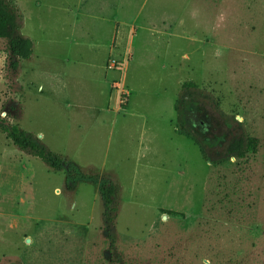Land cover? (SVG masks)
<instances>
[{"label": "rangeland", "instance_id": "obj_1", "mask_svg": "<svg viewBox=\"0 0 264 264\" xmlns=\"http://www.w3.org/2000/svg\"><path fill=\"white\" fill-rule=\"evenodd\" d=\"M9 1L34 48L0 42V120L64 166L0 132V264H264V0ZM188 82L219 105L184 110L208 159L236 135L256 156L211 166L178 135ZM100 183L117 187L114 225Z\"/></svg>", "mask_w": 264, "mask_h": 264}, {"label": "trees", "instance_id": "obj_2", "mask_svg": "<svg viewBox=\"0 0 264 264\" xmlns=\"http://www.w3.org/2000/svg\"><path fill=\"white\" fill-rule=\"evenodd\" d=\"M22 15L17 5L9 0H0V42L4 43L6 50L11 57L19 60H29L33 55L34 45L32 41L20 34ZM19 62L11 63L13 70L19 68ZM209 101L216 109L218 103L210 97L201 93L198 87L191 82L181 86L179 98L176 103V110L180 112L182 123L176 128L178 135L193 141L200 148L205 161L211 166L222 165L231 160L245 162L250 156H256L259 149V141L245 135L234 136L227 144L223 156L219 160H209L206 148L198 142L194 134L186 127L187 122L195 126L196 116L184 110L189 101L196 97ZM0 132L3 133L11 144L19 151L38 158L49 169L58 171L64 166L63 158L56 153L49 151L40 141L31 134L21 130L18 126L10 125L5 120H0ZM70 175V173H69ZM71 176V175H70ZM117 187L108 183L99 184V195L103 207L108 212V221L114 225L118 217V206L115 203Z\"/></svg>", "mask_w": 264, "mask_h": 264}, {"label": "crops", "instance_id": "obj_3", "mask_svg": "<svg viewBox=\"0 0 264 264\" xmlns=\"http://www.w3.org/2000/svg\"><path fill=\"white\" fill-rule=\"evenodd\" d=\"M118 33H119V25L117 24V26H116V28H114L113 30H112V37H111V42H110V44H111V46L113 45V47H115V45H116V43H115V41H116V38H117V35H118ZM111 52H112V47H111ZM110 58H112V56H110L109 58H108V60L106 61V63H105V69H106V65L108 64V61H109V59ZM108 70V69H107ZM108 71H112V70H108ZM107 71V72H108ZM107 74V73H106ZM107 76V75H106ZM106 76H105V78H106ZM112 94V91H110V95Z\"/></svg>", "mask_w": 264, "mask_h": 264}, {"label": "built area", "instance_id": "obj_4", "mask_svg": "<svg viewBox=\"0 0 264 264\" xmlns=\"http://www.w3.org/2000/svg\"><path fill=\"white\" fill-rule=\"evenodd\" d=\"M115 64H116L115 61H110L107 65V69L108 70H114ZM114 88L119 89L120 88L119 84H116Z\"/></svg>", "mask_w": 264, "mask_h": 264}]
</instances>
